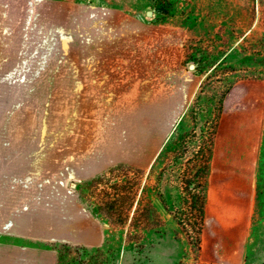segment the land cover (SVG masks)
<instances>
[{
	"label": "rangeland",
	"instance_id": "obj_1",
	"mask_svg": "<svg viewBox=\"0 0 264 264\" xmlns=\"http://www.w3.org/2000/svg\"><path fill=\"white\" fill-rule=\"evenodd\" d=\"M0 264H264V0H0Z\"/></svg>",
	"mask_w": 264,
	"mask_h": 264
},
{
	"label": "crops",
	"instance_id": "obj_2",
	"mask_svg": "<svg viewBox=\"0 0 264 264\" xmlns=\"http://www.w3.org/2000/svg\"><path fill=\"white\" fill-rule=\"evenodd\" d=\"M237 125L233 115H225L215 139L213 179L208 194L219 201H235L239 194L246 196L244 201H250L255 138L246 134L244 121L239 128Z\"/></svg>",
	"mask_w": 264,
	"mask_h": 264
}]
</instances>
